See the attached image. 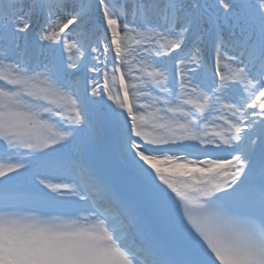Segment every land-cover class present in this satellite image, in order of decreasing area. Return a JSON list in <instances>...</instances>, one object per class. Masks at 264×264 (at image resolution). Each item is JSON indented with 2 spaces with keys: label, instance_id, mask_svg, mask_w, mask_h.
<instances>
[{
  "label": "snow or ice",
  "instance_id": "obj_1",
  "mask_svg": "<svg viewBox=\"0 0 264 264\" xmlns=\"http://www.w3.org/2000/svg\"><path fill=\"white\" fill-rule=\"evenodd\" d=\"M0 264H264V0H0Z\"/></svg>",
  "mask_w": 264,
  "mask_h": 264
},
{
  "label": "bare ground",
  "instance_id": "obj_2",
  "mask_svg": "<svg viewBox=\"0 0 264 264\" xmlns=\"http://www.w3.org/2000/svg\"><path fill=\"white\" fill-rule=\"evenodd\" d=\"M105 99H106V97H105ZM108 103L111 104V101H109Z\"/></svg>",
  "mask_w": 264,
  "mask_h": 264
}]
</instances>
